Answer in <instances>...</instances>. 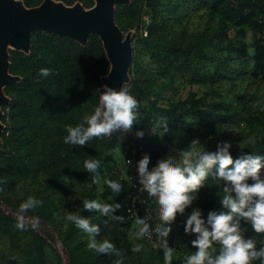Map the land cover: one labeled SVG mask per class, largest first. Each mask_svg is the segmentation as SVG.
<instances>
[{
    "label": "trees",
    "instance_id": "obj_1",
    "mask_svg": "<svg viewBox=\"0 0 264 264\" xmlns=\"http://www.w3.org/2000/svg\"><path fill=\"white\" fill-rule=\"evenodd\" d=\"M21 1L32 8L44 0ZM57 1L66 6L79 3L83 8H91L95 4V0ZM201 2L206 8L196 15L200 22L191 29L193 15L185 11ZM114 18L123 34L135 30L139 35L134 43V54L129 64L130 82L127 84L139 102L140 118L134 125L146 137L150 135L148 140L142 142L144 149L139 159L148 154L151 167L156 166L159 159L165 158L168 144L185 128L214 124L216 119L229 113L232 106L258 121V139L255 143L231 147L234 161L244 153L264 154V106L258 104L257 95L236 93L231 105L218 98L209 100L208 92L200 95L190 93L177 98L164 96L165 91L175 89L178 77H185L192 83L201 82L206 66H213L212 77L215 80L223 74L244 69L250 48L253 49L254 65L264 76V38L261 34L264 0H131L116 4ZM183 18L187 20L182 22ZM176 23L178 27L172 29ZM144 25L146 30L142 31ZM249 30L253 31L250 42L247 40ZM30 39L28 51H8V71L17 80L3 89L10 101L5 105L2 117L5 128L0 137V181L4 183L0 187L4 190L0 191V200L18 210L19 205L30 196L40 199L43 205L28 214L56 226V213L61 211V203L66 201L69 193H73L68 199L73 212L84 218L91 216L90 222L100 226L99 236L108 235L111 242H119L117 227L120 224L117 221L114 228L107 229L109 221L107 225L104 223L107 217L83 207L85 199L98 200L100 197L104 201L108 194H114L108 185L98 193L88 185L92 175L84 168V162L98 160L100 176L105 177L106 171L112 168L110 152L118 131L111 137H93L85 146L64 143L66 127H75L83 122V118L92 115L95 107L99 106L98 89H101L112 69L104 43L95 33L89 34L86 42H81L68 35L44 30L33 31ZM142 54L152 57V61L156 62L155 68L144 67L138 60ZM41 67L51 68L52 75L39 77L37 73ZM214 93L219 98L224 95L218 90ZM161 100L163 103H160ZM254 105L256 109L253 111ZM161 116L167 118L169 131L159 138L151 130ZM216 148L212 151H216ZM110 180L119 181L113 176ZM119 182L123 190L118 195L114 194L115 202L121 205L117 210L118 216L124 217L123 223L132 224L124 210V198L130 188L127 183ZM18 183L20 191L17 189ZM221 191L218 186L205 182L198 192V199L186 208V215L177 214L170 233L177 243L174 249H181L183 242H187L189 251H197L192 245L197 234L185 232L187 216L193 208L201 209L205 220L207 212L227 211L220 202ZM151 200L156 206L154 198ZM16 223L14 214L0 208V241L18 242L22 236H30L20 247L21 260L17 264H64L57 249V262L49 261L46 252L48 241L39 231L30 225L25 231L18 230ZM241 225L246 228V225ZM59 234L71 264H101L109 255L90 250L82 230L71 222L65 232L59 231ZM254 238L261 246L262 239L259 236ZM215 246L217 250L220 249L218 243ZM156 248L158 261L155 264H165L163 249ZM186 259L174 254L172 264H185ZM134 264L146 263L135 259Z\"/></svg>",
    "mask_w": 264,
    "mask_h": 264
},
{
    "label": "clouds",
    "instance_id": "obj_2",
    "mask_svg": "<svg viewBox=\"0 0 264 264\" xmlns=\"http://www.w3.org/2000/svg\"><path fill=\"white\" fill-rule=\"evenodd\" d=\"M53 70L41 67L37 75L47 78ZM102 89V91H101ZM99 96V106L95 107L90 116H85L83 122L75 127L67 126L65 144L85 146L93 137L112 136L120 131L130 132L133 124L140 118L139 102L131 94V89L124 83L119 90L108 84L102 85ZM87 125V126H85ZM163 127V132L160 128ZM153 134L164 135L169 131L167 118L161 116L152 127ZM137 137L143 138V132H137ZM199 139H193L186 149L178 151L176 156H168L157 161L156 166L149 168L150 156L145 154L137 162L139 184L150 198H155L157 204L158 223L153 229L149 224L151 217H137L134 229L129 232L132 240L142 239L151 231L160 239L163 248L165 264H172L174 248L169 246L168 237L172 232L171 224L177 214H184L186 208L198 199L199 190L211 178V183L222 190L220 202L227 211H211L207 219H203L202 210L193 208L187 216L185 232L197 234L192 241L197 251L189 255L185 264H253L259 261L264 264V247L257 249L254 239H246L241 222L251 223L256 233H264V178L261 169L264 168V157L244 153L234 161L229 142H220L216 151L201 148ZM179 157V159H177ZM132 164V161H128ZM84 168L92 175V182L99 183L101 176L98 171L100 162L89 159L84 162ZM249 180L252 183H249ZM4 181H0V184ZM105 183L114 194L123 190L119 181L106 180ZM4 189L0 187V191ZM43 205V201L28 197L17 210L16 228L25 231L26 214ZM83 207L88 211H98L108 220L124 221L123 216L114 213L121 208L120 203H102L98 200H83ZM65 220L88 236L87 247L98 254H114L113 264H124V253L109 240H98L100 226L92 224L89 218H84L76 212L65 211ZM39 218L31 224L36 228ZM218 243L220 250L213 255L210 249ZM142 244H134L132 252L138 253Z\"/></svg>",
    "mask_w": 264,
    "mask_h": 264
},
{
    "label": "rangeland",
    "instance_id": "obj_3",
    "mask_svg": "<svg viewBox=\"0 0 264 264\" xmlns=\"http://www.w3.org/2000/svg\"><path fill=\"white\" fill-rule=\"evenodd\" d=\"M131 0H115L113 3V7H116L117 3H129ZM61 2V1H59ZM62 3V2H61ZM97 0H95L96 5ZM193 2H191L192 4ZM93 7V6H92ZM91 7V8H92ZM91 8H85V11H88ZM206 6L203 5V3H198L195 6H191L188 9H186L185 12L192 13L193 18L191 20L190 26L191 29H194L199 24L200 18L197 17L200 12H202ZM194 11V12H192ZM145 20L148 19V17H144ZM187 19L183 18L182 22H185ZM178 27V24L176 23L172 29H175ZM146 30V26L142 28V31ZM262 34V33H261ZM121 43H129V49H130V60L129 64L132 61L133 54H134V43L139 39V35L135 33V30H131L129 32H126L123 34L121 31ZM253 38V31L249 30L247 34V40L250 42ZM7 52L9 49H24L28 51L29 47L22 46L20 44L14 43L12 40H8L6 44ZM9 54V52H8ZM253 55V49L250 48L248 56L245 60V68L242 70H239L234 73L229 74H223L218 79L215 80L214 77H212V71H214L213 66H206L204 67L203 74L204 79L201 82H190L185 77H178L177 81L175 83V89L172 91H165L164 96L165 98L169 97H186L190 93H199L202 94L203 92H208L209 96L208 99H214L218 98L220 100L227 101L230 105L233 103V98L236 93H242V94H253L257 95L258 104H263L264 106V76L257 70V68L254 65V60L252 58ZM138 60L141 61L146 68H155L156 62L152 61V57L150 55H140L138 57ZM8 72V71H7ZM9 73V72H8ZM106 79V78H105ZM16 78H12L11 81H15ZM130 82V76H129V69H127L125 76L123 78V81L121 83V86L126 83L128 84ZM8 83V82H7ZM104 84H108L107 81L104 80ZM103 84V85H104ZM7 85V84H5ZM5 85L2 86V90L4 89ZM121 86L118 88V90L121 88ZM216 90L222 91L223 96L219 98L217 96V93H214ZM4 94V93H3ZM6 96V95H5ZM9 100V99H8ZM7 101L0 103V137L4 131V124L2 122V117L4 115V107L7 105ZM160 103H163V100L160 101ZM257 105V104H256ZM256 105L253 107V111L256 109ZM238 110L235 109L234 106L230 108L229 113H225L221 118L216 119L214 124L205 123L202 124L200 127L195 128H185L183 132L180 133V135L172 142L168 144L167 151L165 158L168 156H176L178 154V151L181 149H186L190 145L191 141L193 139H199L201 142V148L205 147L208 151H212L215 149L220 142H229L231 143L233 148L236 147H243L247 146L249 144H253L257 141L258 135L256 131V124L257 120H255L253 117L248 116L247 114H243L241 112H238ZM139 132L138 127L133 124V128L130 132L123 133L118 131L117 133V140L111 149V163L112 168L108 169L106 171L105 177H101L99 183H93L92 181L88 182L89 186H93L95 191L98 193L100 191H103L106 187V180H110V178L113 176V170L117 165H122L124 162V158L127 152L128 146H132L133 144L137 143L138 141H146L149 139L150 135L146 137V135H143V138L137 137L136 133ZM160 132L162 131V128H160ZM157 137L161 138L162 136L159 134H156ZM150 156V155H149ZM264 157V154L262 155ZM142 159V158H140ZM139 159V160H140ZM179 159V157H177ZM151 166V157H150V164L149 168ZM151 169V168H150ZM261 177L264 178V169H261ZM206 183L212 184L211 180L209 179L206 181ZM249 183H252L251 180H249ZM17 189L20 191V184H17ZM222 195V191H221ZM73 196V193H69L68 198L66 201L61 203V211L59 210L58 213H56L57 216V224L56 226H53L51 224L39 221L38 226L35 228L37 231H39L48 241L46 245V252L47 257L51 263H55L58 260V254L55 251L60 253L58 250L59 243H62L59 231L61 233H64L67 229V226L70 222H67L65 220L64 213L65 211L73 212V208L69 207V200L70 197ZM98 201L102 203H116L114 200V194H108L107 200H102V198L98 197ZM155 200V198H154ZM3 205L4 203H0ZM156 204V201H155ZM157 209V204H156ZM186 210L184 215H186ZM207 212V216H208ZM118 216V211L114 213ZM98 215L99 212H98ZM91 217V216H90ZM89 217V218H90ZM109 223L107 225V229H112L115 227L116 223L115 221L108 220ZM118 224H120L119 228L117 227L119 231V242H112L117 249H119L121 252L124 253V264H134L135 259H140L144 261L146 264H155L157 259V251L158 248H156L152 243L148 242L144 238L132 240L129 237V232L134 229L133 224L123 223L120 221H117ZM242 224H244V227L246 225V231L243 233L244 237L246 239H254V236H259L262 239L261 246H258V242L256 241V247L259 249L260 247H264V233H256L251 225V223L242 221ZM82 234L84 235L86 245H88V236L85 232L82 231ZM30 238L29 234L22 236L21 240H17L18 242L13 241H7L3 239L0 241V264H17L18 261L21 260V250L20 247L23 245V243ZM110 236L108 235H101L98 236V240H109ZM111 242V241H110ZM130 243V247H128V244ZM134 244H142L143 249L138 252L134 253L132 252V247ZM182 245V244H181ZM176 251L174 254L182 256L183 258H187L189 255L193 254V252L188 250V243H184L182 245V248L175 249ZM220 250V249H219ZM219 250H217L215 243L213 244V248L209 251L212 252L213 255H217L219 253ZM61 254V253H60ZM62 256V254H61ZM63 258V257H62ZM116 259L114 254H109L107 259H104L101 264H113V261ZM68 259L65 257L64 264H69L67 262ZM253 264H259V261H254Z\"/></svg>",
    "mask_w": 264,
    "mask_h": 264
},
{
    "label": "water",
    "instance_id": "obj_4",
    "mask_svg": "<svg viewBox=\"0 0 264 264\" xmlns=\"http://www.w3.org/2000/svg\"><path fill=\"white\" fill-rule=\"evenodd\" d=\"M114 1L97 0L95 6L85 11L79 3L66 6L57 0H44L32 8L26 7L21 0H0V103L10 101L2 84H9L13 77L16 78L8 73L7 41L30 47V34L35 30L68 35L81 42H86L91 33L98 34L112 62L105 81L118 90L129 69L131 54L130 44L121 43V30L114 18Z\"/></svg>",
    "mask_w": 264,
    "mask_h": 264
},
{
    "label": "built area",
    "instance_id": "obj_5",
    "mask_svg": "<svg viewBox=\"0 0 264 264\" xmlns=\"http://www.w3.org/2000/svg\"><path fill=\"white\" fill-rule=\"evenodd\" d=\"M262 36L264 38V25L262 27ZM146 34V32H145ZM5 127V125H4ZM144 149V145L142 141H138L132 146H128L127 152L124 158V162L122 165H117L113 170V177L119 181H123L128 184L130 188L126 193L124 198V210L128 220L135 225V220L137 217L143 218L145 216L151 217L148 221L151 227L154 229L156 223H158V215L157 210H155V205L151 198L148 196L147 192L142 189V186L139 184L138 180V172H137V162L139 161V157L142 155V151ZM132 161V164H129L128 161ZM150 168H152L150 166ZM3 201L0 200V203ZM4 203V202H3ZM0 208L8 214H14L16 216L17 210L7 206L5 203L3 205L0 204ZM182 216V215H180ZM34 217L31 214H26L25 223L27 225L32 224ZM176 223V222H173ZM179 222V224H181ZM148 242L152 243L155 247H161L160 239L155 235L153 231L150 230L149 234L143 237ZM169 246L175 248L177 243L175 239L171 238L170 235L168 237ZM163 249V248H162ZM58 250L62 254L63 261H65V257L68 259L67 262L71 264L69 254L62 243H59ZM64 263V262H63Z\"/></svg>",
    "mask_w": 264,
    "mask_h": 264
},
{
    "label": "bare ground",
    "instance_id": "obj_6",
    "mask_svg": "<svg viewBox=\"0 0 264 264\" xmlns=\"http://www.w3.org/2000/svg\"><path fill=\"white\" fill-rule=\"evenodd\" d=\"M2 85H4V84H2Z\"/></svg>",
    "mask_w": 264,
    "mask_h": 264
}]
</instances>
